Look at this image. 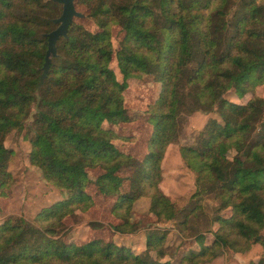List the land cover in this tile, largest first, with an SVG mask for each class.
Instances as JSON below:
<instances>
[{"label":"trees","instance_id":"obj_1","mask_svg":"<svg viewBox=\"0 0 264 264\" xmlns=\"http://www.w3.org/2000/svg\"><path fill=\"white\" fill-rule=\"evenodd\" d=\"M77 2L97 30L70 24L35 94L47 48L43 33L56 27L51 19L60 5L0 0V197L10 196L16 184L9 169L13 151L4 141L22 128L29 164L67 193L33 221L4 217L0 264H203L223 250L245 255L256 245L264 251V97L257 93L264 86V0ZM114 26L123 32L117 46ZM144 76L159 91L143 112L151 130L137 158L115 141L133 139L117 130L133 121L123 92L128 80ZM233 87L251 97L245 103L229 100ZM196 111L217 117L207 120L193 144L179 146L194 191L177 208L160 187L161 163L186 116ZM255 131L262 135L252 141ZM90 188L110 204L107 225H90L109 227V233L80 244L67 241L64 219L94 207ZM141 198L149 199L147 213L156 222L175 221L180 232L212 199L216 206L206 216L210 226L217 224L207 228L212 237L195 249L206 232L183 233L190 247L175 251L174 262L162 259L166 233L158 228L148 229L142 251L107 240L111 233L137 230L133 208ZM247 264H264V256Z\"/></svg>","mask_w":264,"mask_h":264},{"label":"rangeland","instance_id":"obj_2","mask_svg":"<svg viewBox=\"0 0 264 264\" xmlns=\"http://www.w3.org/2000/svg\"><path fill=\"white\" fill-rule=\"evenodd\" d=\"M75 7L84 14V17H75L73 21L89 30H97L96 25L86 17V8L78 3L77 0H75ZM122 35L123 32L120 31L119 26H114L112 28V41L115 46L118 45ZM111 67L115 71L117 79L121 80V74L116 66V61H112ZM158 91L159 85L155 83L150 76H144L139 80H128L127 88L123 92L126 107L132 115L133 121L128 124H121L117 130L123 135L132 136L133 139H118L115 143L123 151L137 158H141L146 151L147 139L151 130V125L148 123L147 117L143 112L146 110L148 104L155 99ZM257 93L264 97V86L259 88ZM250 97V92L242 91L236 87H233L232 91L227 95L229 100L236 103H245ZM34 111L35 109L33 108L32 112ZM210 117H217V114L213 112L202 113L196 111L187 115L179 139L174 143V146H170L172 148L163 161V188L177 208L186 206L189 202V196L194 191V175L184 166L179 153V146L193 144L198 133ZM24 134V128L21 130H12L4 141V145L13 151L9 169L15 175L16 184L10 196L6 198L0 197V223L3 221L4 217L8 215L23 216L25 219L33 221L36 213L41 208L48 206L67 194L65 191L48 184L41 176L40 171L29 164L28 153L30 151V143L28 139L24 138ZM261 135V131H255L252 141ZM247 151L248 147L243 154L245 155ZM88 190L94 195L95 205L92 209L83 213L76 211L77 217L70 216L64 219L65 239L67 241H74L80 244L93 237L99 235L105 236L106 233H109V227L99 229L90 225L92 221H99L107 225V222L110 220L108 209L110 205L109 201L102 196H95V191L91 188ZM206 203H208V207L203 211H197L198 216L192 218L190 224L187 225L188 228L186 232H180V228L175 221L164 223L156 222L155 217L147 213L149 199L141 198L134 203L133 218L137 230L133 232V235L125 236L119 235L118 233H111V236L108 237L107 240L112 238L118 245L126 244L131 248L135 247L133 249L136 251H142L145 248V243L142 246V239H146L148 229L158 228L160 231L166 233V239L163 243L165 255L162 259L174 262L175 257H173V255H176L175 251L179 252L181 249L186 251L190 247V245H187L189 238H184L183 233L188 234L191 230V234L196 228L206 232L205 240L203 243L198 242L195 249H198L202 244H206L212 237L207 228L210 227L214 229L217 224L215 223L210 226L206 216L212 215L216 202L212 199H206ZM224 253L232 254L233 252L223 250L222 254ZM149 254L154 256L155 253L152 250ZM251 255H254L251 256L252 258L258 260L260 256H264V251L258 246ZM206 263L208 262L203 264Z\"/></svg>","mask_w":264,"mask_h":264},{"label":"water","instance_id":"obj_3","mask_svg":"<svg viewBox=\"0 0 264 264\" xmlns=\"http://www.w3.org/2000/svg\"><path fill=\"white\" fill-rule=\"evenodd\" d=\"M61 5V12L57 17L51 19V22L56 25L55 28L47 33H43V36L47 39V48L44 55V61L41 66V74L35 94L38 93L44 79L47 76L50 63L53 57L57 56V41L63 37L66 38L68 27L73 22L75 17L82 18L84 14L78 11L75 7L74 0H52Z\"/></svg>","mask_w":264,"mask_h":264},{"label":"crops","instance_id":"obj_4","mask_svg":"<svg viewBox=\"0 0 264 264\" xmlns=\"http://www.w3.org/2000/svg\"><path fill=\"white\" fill-rule=\"evenodd\" d=\"M170 146H174V144H170L166 151H165V155L163 157V160H162V163H161V167H163V161L164 159L166 158V155L167 153L171 150L172 147ZM163 174V173H162ZM164 176V174H163ZM160 187L161 189L164 191L165 193V190L163 188V183L161 181L160 183ZM166 194V193H165ZM167 195V194H166ZM140 200V199H139ZM138 201V200H137ZM119 235H125V236H131L133 235V233H129V234H119ZM143 242H142V246L144 245L145 243V239H142ZM141 246V247H142ZM135 248V247H133ZM258 247L255 245L253 246V249L248 253V254H245V255H240V254H236V253H229V254H221L220 256L216 257L215 259H213L211 262H208L206 264H247L249 260H256L255 258H252L251 256H254V255H251L253 251H255Z\"/></svg>","mask_w":264,"mask_h":264},{"label":"flooded vegetation","instance_id":"obj_5","mask_svg":"<svg viewBox=\"0 0 264 264\" xmlns=\"http://www.w3.org/2000/svg\"><path fill=\"white\" fill-rule=\"evenodd\" d=\"M60 7H61V5H60ZM60 12H61V10H60ZM60 14V13H59Z\"/></svg>","mask_w":264,"mask_h":264}]
</instances>
